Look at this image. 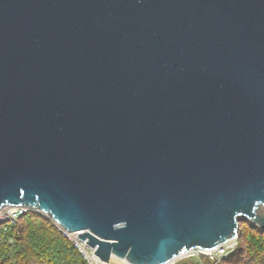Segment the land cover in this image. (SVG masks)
<instances>
[{
    "label": "water",
    "instance_id": "water-1",
    "mask_svg": "<svg viewBox=\"0 0 264 264\" xmlns=\"http://www.w3.org/2000/svg\"><path fill=\"white\" fill-rule=\"evenodd\" d=\"M115 264L264 231V0H0V209Z\"/></svg>",
    "mask_w": 264,
    "mask_h": 264
},
{
    "label": "trees",
    "instance_id": "trees-1",
    "mask_svg": "<svg viewBox=\"0 0 264 264\" xmlns=\"http://www.w3.org/2000/svg\"><path fill=\"white\" fill-rule=\"evenodd\" d=\"M237 247L219 264H264V231L243 221ZM0 264H86L71 242L43 215L28 211L0 223Z\"/></svg>",
    "mask_w": 264,
    "mask_h": 264
},
{
    "label": "built area",
    "instance_id": "built-area-1",
    "mask_svg": "<svg viewBox=\"0 0 264 264\" xmlns=\"http://www.w3.org/2000/svg\"><path fill=\"white\" fill-rule=\"evenodd\" d=\"M28 211L37 212L43 215L45 218H47L51 223H53L56 226V228L71 242L73 247L80 253L82 259L85 261L86 264H115L109 261H103L99 259L94 253V248L89 247L85 241H81L77 237V233L67 232L61 226L55 223L47 214L43 213L40 210L37 209L31 210L26 206H5L0 209V223L3 221L6 222L8 221L12 224H15L18 218L21 215L27 213ZM237 237L238 234L228 239L225 243L220 244L216 248L209 250L211 255L216 259L215 261H213L208 256L206 257L213 261L212 264H219V262L223 258L232 254L233 251L236 249ZM201 257H205V256H202L195 251H190L169 262H166V264H190L187 260H192L193 261L192 264H204Z\"/></svg>",
    "mask_w": 264,
    "mask_h": 264
},
{
    "label": "rangeland",
    "instance_id": "rangeland-1",
    "mask_svg": "<svg viewBox=\"0 0 264 264\" xmlns=\"http://www.w3.org/2000/svg\"><path fill=\"white\" fill-rule=\"evenodd\" d=\"M243 221H245V220H242L241 222H243ZM240 222V223H241ZM202 258V261L204 262V264H212L213 263V261L211 260V259H209V258H207V257H201ZM190 264H192L193 263V261L192 260H187Z\"/></svg>",
    "mask_w": 264,
    "mask_h": 264
}]
</instances>
